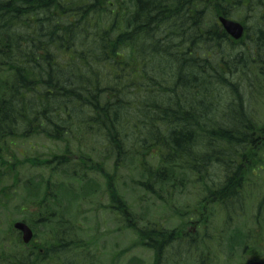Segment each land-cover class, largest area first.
Returning a JSON list of instances; mask_svg holds the SVG:
<instances>
[{
	"label": "trees",
	"instance_id": "16d2710c",
	"mask_svg": "<svg viewBox=\"0 0 264 264\" xmlns=\"http://www.w3.org/2000/svg\"><path fill=\"white\" fill-rule=\"evenodd\" d=\"M221 16L242 23L245 37L233 41L218 23ZM240 44L244 48H235ZM257 83H264V0H0V142L44 137L65 144L63 154L29 163L56 164L53 171L73 177L81 171L82 180L100 173L109 209L141 247L155 252L156 262L173 246L175 232L134 225L116 173L91 162L84 144L89 138L106 149L104 160L114 159L118 170L135 158L145 177L141 185L155 195L157 183L172 187L184 172L219 168L223 178L204 187L201 202L217 205L225 225L211 223L218 212H208L200 224L207 230L215 225L210 246L220 250L225 238L229 253L237 245L247 250L242 239L250 233L233 224L243 208L246 152L261 140L248 104ZM14 161L11 166L0 157V167L13 172ZM42 183L26 186L31 204L41 206L33 219L49 220L53 241L43 243L45 255L22 264H39L47 251L54 264H81L74 253L89 246L77 242L87 232L66 218L61 204L78 196L64 184ZM187 239L179 243L183 251ZM84 253L83 264L90 263L93 256ZM198 259L207 263L205 255Z\"/></svg>",
	"mask_w": 264,
	"mask_h": 264
},
{
	"label": "rangeland",
	"instance_id": "374dc122",
	"mask_svg": "<svg viewBox=\"0 0 264 264\" xmlns=\"http://www.w3.org/2000/svg\"><path fill=\"white\" fill-rule=\"evenodd\" d=\"M235 48L240 50L244 47L243 44H240ZM253 92L255 94L248 98V104L252 109V117L259 123L256 125L255 134H261L264 130V83H259V86L257 83L253 87ZM87 141L83 151L90 155L91 162L94 164L99 162L111 175L116 173V187L132 208L135 223L141 227L159 226V230L164 229L165 235L179 227L178 231L182 229V239L189 232L194 231L195 236H189L183 242L187 246L186 251L182 250L183 245H181L180 251L179 248L173 249L174 245L179 246V241L176 242V236H174L173 246H169L170 248L165 250L164 261L161 264H196L195 261L198 262V258L204 255L213 259L212 264H246L251 260L250 255L243 253L242 246L239 245L234 252H231L232 256H228L229 258L226 259L227 253L224 252L227 249L224 248L223 243L226 241L225 238H222V245L218 250V244L210 246L209 243L212 239L203 235L202 229H197L195 226L199 216L206 217L208 212L209 214L218 212V218L214 220V217H211V223L216 221L217 225L221 226L226 220L225 213L217 205L206 206L201 202V198L205 197L204 187L212 185L214 180L216 183L221 181L219 180V168L214 167L213 171L207 169L202 175H191L184 172L179 175L182 180L176 182V185L169 189H166L161 183H157L155 184V195L149 193L141 185L144 183L145 177L139 171L138 161L135 158L127 159L124 167L118 170L113 167L114 159L104 160L106 149L103 152L91 144L89 138ZM0 149L3 152L0 153V157L11 163V166L15 163L14 159L18 161L17 168L13 172H9L11 167L8 165L5 168L0 167V243L9 239L8 241L13 242L11 249L15 253L19 252L20 256L23 255L22 259L25 258L27 254L25 249L18 248L16 244L18 239L16 233L11 234L9 238L11 221L24 219L25 214L18 213V209L33 199L30 197L31 186L27 187L26 185L29 186L31 182L38 183L41 188L44 185L42 181L51 180L53 184H64L78 196L72 202L64 196L65 200L61 202L62 208L67 211L66 218L87 232L79 235L77 242L87 241L90 242L89 246L83 251L80 247L81 244L78 246L77 252L91 254L93 256L91 263L95 262V264H155L153 251L141 247L134 231L125 230L124 219L109 210L108 185L100 173L91 171L82 180L81 177L85 173H82L80 169L77 170L80 171L81 177L79 175L73 177L63 171H53L56 164L44 167L33 166L29 163L32 159L39 158L40 161H44L52 159L54 154H63L65 144H56L44 137H33L29 140L0 142ZM249 151L247 150L246 154L251 156ZM74 152H76L75 149ZM253 153L254 157L250 158L253 163L250 162L248 166H245L244 171L245 189L241 204L243 208L237 211L238 215L234 221L236 225L243 227V233H250L242 239L248 245L247 250L250 252L256 249L261 256V261H264V149ZM259 159L263 161V165L258 164ZM26 160L27 163L22 165ZM197 178L204 182L199 183ZM15 182H17V186H15ZM91 189L94 192L84 196L91 193ZM6 194H8L7 199L5 198ZM27 207L28 209L41 208L34 203ZM193 209H198L197 215H192L196 214ZM214 227L213 223L210 234L214 233ZM45 233L46 231H44ZM53 235L52 230L50 233L48 231V235H45V242H52ZM253 236L255 239L252 241L250 237L253 238ZM255 241L260 247L254 245ZM192 242L193 246H191ZM194 242H196L195 245ZM83 244L87 245V243ZM178 252L181 253L180 256ZM86 263L88 264L89 260Z\"/></svg>",
	"mask_w": 264,
	"mask_h": 264
},
{
	"label": "water",
	"instance_id": "95a60500",
	"mask_svg": "<svg viewBox=\"0 0 264 264\" xmlns=\"http://www.w3.org/2000/svg\"><path fill=\"white\" fill-rule=\"evenodd\" d=\"M204 1H210V0H204ZM220 23L222 24L224 30L235 40H240L244 34H245V29L243 27L242 24L232 21V20H228L225 19L223 17H221L219 19ZM15 228L19 231L22 232L23 234V242L25 244H29L32 239H33V232L32 230L25 224L22 222H18L15 224ZM249 264H264L262 262L259 261H253Z\"/></svg>",
	"mask_w": 264,
	"mask_h": 264
},
{
	"label": "flooded vegetation",
	"instance_id": "af4514ba",
	"mask_svg": "<svg viewBox=\"0 0 264 264\" xmlns=\"http://www.w3.org/2000/svg\"><path fill=\"white\" fill-rule=\"evenodd\" d=\"M14 224V223H13ZM13 224H11V226H13ZM10 234H9V238H10V235L13 234V233H16L15 230L12 228H10ZM17 235V238H22L21 235H19L18 233H16ZM9 239H6L4 242H8ZM36 241V239H35ZM37 242V241H36ZM9 248V249H8ZM19 252L17 253H14L12 251H10V244L7 246V250L6 251H3L1 254H0V257H1V264H22L23 262V259H22V256H20L18 254ZM41 254H43V251H41ZM26 257H29V258H33V257H36V254L35 253H32V252H28L26 255ZM51 257V254L48 253L47 254V261L45 263H43V261L40 263V264H54L53 263V260L52 259H49Z\"/></svg>",
	"mask_w": 264,
	"mask_h": 264
}]
</instances>
